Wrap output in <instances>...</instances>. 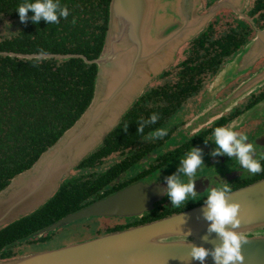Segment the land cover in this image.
<instances>
[{
  "label": "water",
  "instance_id": "1",
  "mask_svg": "<svg viewBox=\"0 0 264 264\" xmlns=\"http://www.w3.org/2000/svg\"><path fill=\"white\" fill-rule=\"evenodd\" d=\"M199 7L200 0H110L98 56L90 61L80 55L59 56L95 65L90 102L70 128L0 191V227L17 219L8 216L21 205L45 203L69 171L100 146L146 84L173 61L176 49L198 34L213 15L199 16ZM251 44L250 57L259 50L264 52V28ZM158 195L154 186L132 185L65 216L45 231L92 216H135ZM229 202L240 206L241 225L236 230L248 240L241 248L243 264H264V179L231 193ZM205 210L203 205L150 224L0 264H201L189 255L191 248L211 252L220 243L217 234L208 231L211 222L204 218ZM189 232L185 239L182 234ZM203 264H214L211 255Z\"/></svg>",
  "mask_w": 264,
  "mask_h": 264
},
{
  "label": "flooded vegetation",
  "instance_id": "2",
  "mask_svg": "<svg viewBox=\"0 0 264 264\" xmlns=\"http://www.w3.org/2000/svg\"><path fill=\"white\" fill-rule=\"evenodd\" d=\"M217 1L219 0H200L199 16L206 15L213 8L215 10L209 16L210 21L180 51L179 56L183 58L178 63L174 61L171 64V74L167 69L162 72L129 107L115 130L113 129L112 136L106 139L105 149L108 150L104 156L99 158L92 155L96 153H91L92 156L85 158L89 165L77 164L65 181L60 183L77 184L82 195L88 194V204L84 207L137 184L156 187L159 189L158 197L151 200L145 210L135 216H92L72 221L52 231H45L59 219L41 227L25 240L15 243L14 247H25L26 252L22 255L27 256L150 224L205 205L207 192L222 183L229 184L233 193L264 179V172L252 175L227 155H211L216 148L211 138L213 130L232 125H235L232 127L234 130L247 134L248 142L254 144V158L264 154V110L253 116V111L260 103L264 107L263 55L254 61L243 60L244 72L231 83L234 84L230 88L235 92L233 98L226 96L230 93L228 86L231 84L216 92H213L215 84H212L220 69L232 58L242 56L249 42L263 28L264 0H245V11L238 9L243 0H232L234 6L218 5ZM227 20L232 23L228 24ZM215 30L219 31L216 37ZM203 98L205 102L210 99V102L197 112ZM153 113L159 114L157 122L145 124L144 132L137 133L139 122L147 121ZM238 119L239 124H234ZM198 120L205 121L197 123ZM125 125H128L127 132L123 131ZM117 127L119 129L116 131ZM158 128L167 129L168 134L152 142L144 138ZM191 149L200 150L202 164L206 167L191 178L194 179V191L199 200H189L185 206L174 208L164 194L166 178L172 175L182 176L177 171L180 160ZM261 164L264 167V160ZM181 179L187 183L190 178ZM83 221L92 222L82 227L80 224ZM94 222L97 223L96 227ZM68 227L71 232L79 234L78 240L55 244V236L67 232L64 229ZM53 234L55 235L52 240ZM28 248L30 251H27ZM14 253L15 256L7 260L17 258L21 251L16 250L11 254Z\"/></svg>",
  "mask_w": 264,
  "mask_h": 264
},
{
  "label": "trees",
  "instance_id": "3",
  "mask_svg": "<svg viewBox=\"0 0 264 264\" xmlns=\"http://www.w3.org/2000/svg\"><path fill=\"white\" fill-rule=\"evenodd\" d=\"M109 1L59 0L69 10L67 19L61 18L58 24L49 25L43 20L33 24L30 19L33 14L29 12V20L20 24L16 34L0 39V191L14 176L27 170L88 106L95 65H88L80 58L59 56L80 55L89 61L98 56L108 21ZM24 2L0 0V20L19 19L16 9ZM74 18L76 23L72 24ZM38 49L48 53L40 61L35 59ZM113 129L92 152L96 153L93 156H104L108 150L105 141L112 136ZM85 158L78 166L89 165ZM87 196L81 194L77 184L63 182L30 215L1 227L0 261L11 257L15 243L84 208L88 204Z\"/></svg>",
  "mask_w": 264,
  "mask_h": 264
},
{
  "label": "clouds",
  "instance_id": "4",
  "mask_svg": "<svg viewBox=\"0 0 264 264\" xmlns=\"http://www.w3.org/2000/svg\"><path fill=\"white\" fill-rule=\"evenodd\" d=\"M16 12L18 13L21 23H26L29 20L28 13L31 12V22L33 24L39 23L43 20L47 24H58L60 19H67L69 10L66 6H61L59 0H34L20 4ZM72 24L76 23L75 18L71 21ZM262 30V29H261ZM48 55L43 49H38L35 59L40 61L42 57ZM159 119L158 113L150 115L147 121L141 120L137 133L144 132L145 124H155ZM128 125L123 128L127 132ZM168 134L165 128H158L148 133L144 137L147 141L152 142L162 139ZM211 138L214 140L216 148L211 155L220 156L227 155L242 169L246 170L252 175L264 172L261 161L264 160V154L259 158H254L256 148L253 143L248 142L249 137L243 132H238L232 127H217L213 130ZM202 166L201 152L199 149H191L187 154L181 158L180 167L178 172L182 176L172 175L166 178V192L164 193L174 208H179L189 200L197 199V194L194 191V179L197 170ZM181 177H188L189 182L185 183ZM232 188L227 183H222L218 186L211 188L204 199L206 210L203 216L207 221H210L208 231L216 233L219 237L220 243L209 252L203 247L191 248L190 256L192 259L203 261L206 257L211 255L214 264H243L244 257L241 254L242 245L248 242L247 237L236 229L240 228L241 220L239 218L240 206L236 203L229 202L231 197ZM185 239L189 233L182 234ZM207 239L206 237L204 238Z\"/></svg>",
  "mask_w": 264,
  "mask_h": 264
},
{
  "label": "rangeland",
  "instance_id": "5",
  "mask_svg": "<svg viewBox=\"0 0 264 264\" xmlns=\"http://www.w3.org/2000/svg\"><path fill=\"white\" fill-rule=\"evenodd\" d=\"M165 2H166V0H164ZM168 2V1H167ZM232 0H219V1H217V4L218 5H221V4H223V6H227V5H233L232 3ZM234 6V5H233ZM170 8V6H167L166 7V9H165V11H167L168 13H169V9ZM236 8H238V7H236ZM245 8H246V1L245 0H243V3H242V5H241V7L240 8H238L239 10H242V11H245ZM217 10H219V9H217ZM213 12H215V10H214V8L212 9V10H210L206 15H209V14H212ZM217 12V11H216ZM226 13V12H225ZM206 15H204V16H206ZM210 19L211 18H208L207 19V21L209 22L210 21ZM228 24H230V23H232V21H230V20H227L226 21ZM21 24V22H20V20L19 19H1L0 20V39H5V38H7V37H11L12 35H14V34H16L17 33V31L19 30V28H20V25ZM216 32H214V36L216 37L217 35H218V33H219V31H217V30H215ZM221 31V30H220ZM226 31V30H225ZM222 33H224V32H222ZM254 39V38H253ZM188 41H186L185 43H183L180 47H178L177 49H176V51H175V54H174V58H173V61L168 65V67L167 68H165L164 70H163V72L167 69L169 72H170V74H171V70H170V66H171V64L174 62V61H176V63H178L179 61H181L182 60V58H183V56H179V53H180V51L182 50V49H184V48H186L188 45L186 44ZM252 40L249 42V44L247 45V47H246V49H245V54L243 53L242 54V56H237V57H234V58H232V60L230 61V62H228V63H226L221 69H220V72L219 73H217V75H216V77L214 78V82L212 83V84H215V87H214V90H213V92H216V91H219V90H223V89H225V88H228L229 87V90H230V88L234 85V84H231L234 80H236V78H239V77H241V75H242V73L244 72V70H245V67H244V64H243V60L245 59V60H250V61H254V60H257L261 55H263V56H261V58L262 57H264V52L263 51H257L252 57H249L250 55H251V53H252ZM241 54V53H240ZM239 54V55H240ZM264 72V71H263ZM155 79V78H154ZM153 79V80H154ZM153 80L152 81H150L149 83H147L146 84V86H145V88L147 87V86H150V84H151V82H153ZM245 80H243V82H244ZM212 84L210 85V91H211V88H212ZM231 84V85H230ZM248 84V83H247ZM228 85H230V86H228ZM228 86V87H227ZM144 88V89H145ZM144 89H143V91H144ZM142 91V92H143ZM142 92H141V94H142ZM140 94V95H141ZM234 94H235V92H234V90H230V93L229 94H227L226 96H229V97H231V98H233L234 97ZM226 96L224 97V100L226 99ZM205 98H203L202 100H203V102L201 103V106L200 107H198L197 108V112H200L201 111V109H202V107L203 106H206L207 104H208V102H210V99H208L206 102H205V100H204ZM136 100V99H135ZM223 100V101H224ZM226 103V102H225ZM133 104V103H132ZM263 103H260V105H258L256 108H255V110L253 111V116L254 115H256L258 112L259 113H262V111L264 110V107L263 106H261ZM205 120H201V121H197V123H202V122H204ZM239 122H240V119H238L237 120V122L236 123H234V124H239ZM235 125H232V127H234ZM204 168H206L205 166H204V164H202V166H201V168L200 169H198L197 170V173H201L202 171H203V169ZM73 169H71L70 171H69V175L72 173L71 171H72ZM61 183V182H60ZM60 183H58V186H59V184ZM58 188V187H57ZM16 194H18V193H13L12 194V196H14V195H16ZM36 200V199H35ZM25 204V203H24ZM23 204V205H24ZM42 204H40V206H41ZM22 206V205H21ZM19 207V208H17L14 212H12L8 217H10V218H20L21 216L23 217V216H25V215H27L28 213H30V212H33L34 210H36L37 208H39L38 206L37 207H35L36 205H31V203H27V204H25L24 206H22V207ZM36 209H35V208ZM32 208H34V209H32ZM32 209V210H31ZM31 210V211H30ZM28 211H30V212H28ZM28 212V213H27ZM25 214V215H24ZM7 217V218H8ZM14 220H16V219H14ZM14 220H12V221H14ZM12 221H9V222H7V224L8 223H10V222H12ZM92 221H83V222H81V226L83 227V226H85V225H87V224H89V223H91ZM6 224H4L3 226H1V227H4ZM96 225H97V223H95L94 222V227H96ZM0 227V228H1ZM95 229V228H94ZM64 230H67V232H65V233H62V234H60V236L59 235H57V236H55V239L53 240V238H54V235L55 234H53L52 235V240H53V242L55 243V242H57V244H65V242H75L76 240H78L77 238L79 237L78 235V233H73V232H71L70 231V229H69V227L68 228H66V229H64ZM91 231V230H90ZM56 244V243H55ZM16 250H20L21 251V253H20V255L19 256H24V255H22L24 252H26L25 251V247L23 246V245H18V246H16L15 248H13V252L14 251H16ZM27 251H30L29 250V248L27 249ZM30 255V254H29ZM11 256H15V253L14 254H11ZM19 256H17V258H21V257H19Z\"/></svg>",
  "mask_w": 264,
  "mask_h": 264
}]
</instances>
